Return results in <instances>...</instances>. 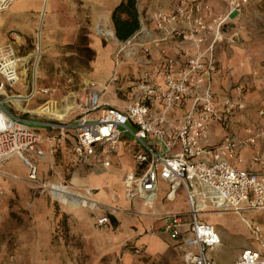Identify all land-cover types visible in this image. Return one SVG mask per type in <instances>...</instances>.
<instances>
[{"label":"built area","instance_id":"2783aa9c","mask_svg":"<svg viewBox=\"0 0 264 264\" xmlns=\"http://www.w3.org/2000/svg\"><path fill=\"white\" fill-rule=\"evenodd\" d=\"M14 1L0 0V15ZM244 2L228 0L221 15L207 0H170L168 8L157 3L153 10L138 3L139 30L125 42L116 39L117 65L126 62L139 70L128 89L127 105L112 106L103 99L109 88L120 91L123 77L115 74L107 85H87L75 99L73 123L24 118L6 107L7 88L20 80L22 58L12 49L0 48V166L21 157L28 178L36 182L50 149L45 130L59 131L54 140L60 145L72 132L73 154L82 164L110 171L114 156L123 152L129 157L133 169L121 179L124 200L142 199L152 209L161 183L169 186L168 201L176 199L177 191L184 192L186 214L158 216L184 264H217L209 254L221 245V237L201 216L221 210L239 217L246 212L262 216L249 225L256 248L243 250L232 264H264V173L232 165L243 163L238 151L244 145L254 149V162L261 161L264 109L258 128L249 126L242 141L229 130L235 111L245 109L242 87L237 88L236 99L235 87L229 90L234 95L224 99L216 90L217 48L224 41L234 42L235 35L226 37L224 29ZM215 125L227 132L217 145L211 143ZM98 224L109 225V216L103 215Z\"/></svg>","mask_w":264,"mask_h":264},{"label":"rangeland","instance_id":"374dc122","mask_svg":"<svg viewBox=\"0 0 264 264\" xmlns=\"http://www.w3.org/2000/svg\"><path fill=\"white\" fill-rule=\"evenodd\" d=\"M144 1L149 5V10H153L157 3L163 8L170 5V0H138V3ZM207 1L217 15L226 12L228 0ZM103 2L57 0L58 6L53 14L49 11L45 16L44 11L42 25L37 16L39 11H36L30 20V24L34 23L30 32L18 25L7 30L8 42L1 49H12L24 59L21 61L20 80L7 88L9 98L22 96L24 99L20 103L9 99L7 108L24 118L47 123H73L77 115L75 99L84 93L86 82L107 85L115 74L123 77L118 85L120 91L109 88L103 99L112 106L127 105L128 89L139 70L126 62L117 65V42L97 34L95 26L98 22L115 32L112 21L115 8L110 10ZM40 31L43 36L42 50L39 51L37 35ZM224 34L228 38L235 35V40L233 43L224 41L217 48L224 58L226 69L222 73L224 85L216 90L221 98L235 86L236 99V90L242 87L245 109L235 111V130L244 138L249 126L258 128L259 112L264 109V0H246L231 17ZM37 55L38 91L34 95ZM109 60L111 69L106 74L103 69H109L106 65ZM99 67L103 69L99 71ZM44 133L49 139L50 149L39 165L38 181L33 182L28 178V168L21 157H14L0 166V264H184L171 239L163 242V251L154 254L137 247L135 237L130 233L137 230L134 221L143 222L148 212L137 207L126 209L123 199L117 198L120 196L118 190L121 188L119 182L122 174L116 171L110 170V174L101 175L105 182L113 185L116 200L100 199L97 197L99 189L94 192L98 209L97 206L92 207L95 209L88 206L78 211L63 208L51 195L50 184L83 192L82 189L87 186L82 183L74 185L73 179L79 177L82 181L103 169L77 161L73 154L72 132L67 133V139L61 145L56 144L59 131L45 130ZM250 150L254 151L252 147ZM259 151L261 156L264 155L262 139L259 140ZM122 157V153L114 156V163L119 167L122 166ZM101 176H94L92 180ZM104 190H101V194H104ZM165 192V187H162L156 206L163 205V211L181 215L188 212L183 192L172 204L164 200ZM105 214L116 219V226L106 228L98 224ZM217 216L210 214L201 218L212 223L225 222L239 234L243 233L249 246L256 248L252 238L244 232L239 218ZM244 217L258 219L257 214L250 212L244 213ZM136 250L141 253L138 254ZM232 250L227 246L215 254L223 260Z\"/></svg>","mask_w":264,"mask_h":264},{"label":"crops","instance_id":"0c3cea01","mask_svg":"<svg viewBox=\"0 0 264 264\" xmlns=\"http://www.w3.org/2000/svg\"><path fill=\"white\" fill-rule=\"evenodd\" d=\"M103 4L107 7V8H111L110 10H113V8H116L121 0H103ZM143 1V0H140ZM140 4L145 5V1L141 2ZM47 5L46 11H45V16L47 15V13L50 11L52 14L53 12L56 10L58 3L57 0H17L13 6L5 13H3V15H0V48L4 47L6 45V43L8 42V36L6 35L7 30L9 28H11V26H19L21 29H23L26 32H30L31 30H33L34 28V23L32 22V24H30V20H32V17L35 16L36 11H39V15L37 14L38 18H39V22L40 25L43 24L44 18H43V8L44 6ZM111 13V11H109ZM108 16V15H107ZM46 25L50 26L49 23H47ZM100 25L103 29L105 30H112V29H107L105 28L101 22L96 23V26ZM47 26V27H48ZM95 26V28H96ZM96 30V29H95ZM113 31V30H112ZM114 31L111 38L115 43V36H114ZM42 34V31L39 32L38 36ZM43 36V34H42ZM104 36V35H103ZM217 58H218V62H219V73L217 75L216 78V89H220L222 87V85H224L223 81H222V73L225 72L226 69V65H223L224 63V58L223 56L220 54V50H217ZM24 59H21L20 61H22ZM22 65V62H20ZM108 66L109 69H103L102 67H99V71L101 70V68L104 70V72H106V74H108L110 72L111 69V62L109 60V62H107L106 64ZM106 68V67H105ZM21 71V69H20ZM21 74V72H20ZM89 82H86V84ZM235 86H233L232 88H234ZM234 93L232 91H228L225 95H223V97H221V99H224L225 97L228 96H233ZM76 116H74L75 118ZM67 123V122H64ZM69 123V122H68ZM230 132L231 134H233L234 136L238 137L240 140L244 141L246 139V137H241L239 135V133L235 130V115L232 118V124L230 126ZM226 131L222 130V128H220L219 126L215 125L213 126L212 129V133H211V143L213 145H217L219 144L224 137L226 136ZM262 140H264V138H262ZM121 155V154H120ZM123 155V160H122V166L119 167L120 165L117 163H114L113 168L111 169L112 171H116L120 174H122V177L130 172L133 168H132V164L130 162L129 157L122 152ZM238 156L241 157L243 159V163H238V162H233L232 165L238 169V170H248V171H254V172H258V173H264V155L261 156V161L260 162H254L252 157H253V151L250 150V146L248 145H244V147L238 151ZM23 160V159H22ZM25 163V162H24ZM26 165V164H25ZM97 172H94L91 176L87 177V181H85V179H83L82 181H80L79 177H76L73 179V184H85V186L90 187L94 190H98L101 187H104V194H101V190L100 193L98 194L100 199H111L114 201V197L117 193L112 192L114 190L113 185L111 184V182H105L103 179L104 175H108L110 174L109 171H105V170H99ZM103 174V176H101ZM118 175V177H120ZM94 176H101L100 178L94 179L92 180V177ZM93 185H92V183ZM121 188L120 191L118 190L120 196H122L123 199V186H122V182H119ZM162 187H165L166 192L164 193V200H166L168 203H175L179 197V193L183 192L182 190L177 191L176 193V199L174 201H168L166 199V195L169 191V186L161 183L160 184V190L159 193L157 195L155 204L153 206L152 209H149L147 207L144 206V202L142 199H136L133 202H128L126 200H122L123 205L125 206L126 209H131V208H139L141 211H146L148 212L147 217L144 218L143 222L140 221H134V224L136 226L137 230H133V233L130 235H133L135 237V241L137 242V247H139L140 249H145V251L154 254L157 253L158 251H163L164 250V241H170V237L168 236V234H166L163 231V225L164 223L162 221L159 220L158 216L166 213V212H170L168 210L163 211V205H157L158 200H159V194L161 193V189ZM184 193V192H183ZM185 195V194H184ZM185 203L187 204V200L185 199ZM78 211V210H77ZM218 215L219 216H234L237 217L241 220V223L243 224L244 227V232L247 233L250 238H252V234L251 231L249 229V225L252 224L255 221H261L262 216L261 215H257L258 219H248L246 217H244V214L239 217L236 216L235 214H233L231 211L229 210H221V211H209L206 214L203 215ZM202 215V216H203ZM110 218V217H109ZM202 219V218H201ZM202 221H205L202 219ZM208 224H211L213 226L216 227L217 232L219 233L220 237H221V245L217 248V252L222 251L224 248H227V246H230L233 248L232 251H229L228 253V257L227 259H223L220 260L218 258V254L216 255L215 252H212L209 254V257L214 260L217 264H232L233 262L236 261V259L238 258V256L240 255V253L248 248L253 249L254 247L249 246V244L247 243L245 237L242 234H239V232L235 231V228H232L230 226H228L225 222H220V223H212L210 221H205ZM108 226H116L112 223L111 218H110V224L107 226H101V227H108ZM177 264V263H176Z\"/></svg>","mask_w":264,"mask_h":264},{"label":"bare ground","instance_id":"6f19581e","mask_svg":"<svg viewBox=\"0 0 264 264\" xmlns=\"http://www.w3.org/2000/svg\"><path fill=\"white\" fill-rule=\"evenodd\" d=\"M16 1L17 0H15L13 2V4ZM46 7L47 6H44L43 12L46 11ZM96 31H97V34L104 35L106 37L107 36L111 37L113 34L112 30H105L100 25L96 26ZM111 38H113V37H111ZM38 46H39V51H40V49L42 47V35L40 37H38ZM38 64H39V55L36 56V62L34 65V79H35V81H34V95H36L37 91H38V87L36 84V81H37V78L39 75ZM88 84H90V82L87 83V85ZM100 86H103V84H100ZM10 99L12 102L20 103V102H22V99H24V98L22 96H12V97H10ZM76 110H77V105H76ZM85 181H87V180L85 179ZM99 189L102 190V189H104V187H101ZM49 190H50V193L53 196V198L56 199L60 203V205H62L63 208H65V209L80 210V209L88 207V206L89 207H96L98 205L97 200L94 198V196H96V195L95 194L91 195V193H90V191L93 190L90 187H85V189H82L83 192H81V191L75 190V188L73 189L72 187H67V186L57 185V184H53V185L50 184ZM68 195L73 196V199H70L68 197Z\"/></svg>","mask_w":264,"mask_h":264},{"label":"trees","instance_id":"16d2710c","mask_svg":"<svg viewBox=\"0 0 264 264\" xmlns=\"http://www.w3.org/2000/svg\"><path fill=\"white\" fill-rule=\"evenodd\" d=\"M116 38L120 42L129 40L140 28L138 0H121L112 14ZM114 225L117 221L110 217Z\"/></svg>","mask_w":264,"mask_h":264},{"label":"water","instance_id":"95a60500","mask_svg":"<svg viewBox=\"0 0 264 264\" xmlns=\"http://www.w3.org/2000/svg\"><path fill=\"white\" fill-rule=\"evenodd\" d=\"M114 36H115V33H114ZM115 38H116V36H115ZM117 39V38H116ZM118 40V39H117Z\"/></svg>","mask_w":264,"mask_h":264}]
</instances>
